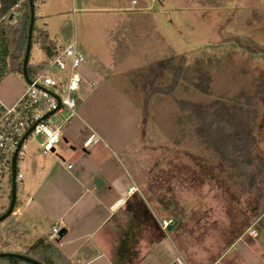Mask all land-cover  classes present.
Here are the masks:
<instances>
[{
    "label": "rangeland",
    "instance_id": "1",
    "mask_svg": "<svg viewBox=\"0 0 264 264\" xmlns=\"http://www.w3.org/2000/svg\"><path fill=\"white\" fill-rule=\"evenodd\" d=\"M61 25L65 39L73 33L65 44L76 39L85 56L80 73L98 74L89 81L93 96L79 92L78 101L117 139L130 138L127 163L155 215L178 221L169 233L179 248L199 249L197 264H210L234 242L218 264H264V0H57ZM43 58L35 44L30 63ZM195 64L208 72L205 92L160 77L189 78ZM22 87L5 75L0 94L13 100ZM40 141L30 137L23 150ZM5 170L0 215L10 204ZM10 220L0 222V252L25 255L33 236ZM188 257L185 264H196Z\"/></svg>",
    "mask_w": 264,
    "mask_h": 264
},
{
    "label": "crops",
    "instance_id": "2",
    "mask_svg": "<svg viewBox=\"0 0 264 264\" xmlns=\"http://www.w3.org/2000/svg\"><path fill=\"white\" fill-rule=\"evenodd\" d=\"M34 3L35 25L45 29L56 46L57 39L62 46L67 39H72V32L64 38L66 26H57V0H35ZM17 9L12 10L7 24L16 22L20 14ZM96 72V68L92 74L86 70L81 72L85 79L81 98L83 92L85 98L93 96L89 81L92 75H98ZM9 74L24 80L16 72L5 75ZM22 88L13 100L7 101L5 95L0 94V104L3 107L13 106L25 92L26 87ZM80 103L79 99L77 118L64 127L63 142L55 150L45 154L39 143L36 149L28 153L23 150V155L18 157L17 169L22 178L20 185L17 181L18 205L13 214L20 221H14L20 224L25 235L33 236L34 242L42 237L49 239L54 227L59 229V233L65 229L66 232L61 237L58 234L55 241L49 239L61 253L55 264H174L173 260L180 252L184 261L191 256L190 261L197 264L203 256L202 251L194 248L190 254L183 252L169 233L178 221L172 217L159 219L141 194L139 188L142 181L135 177L136 173L126 158L130 138L124 139L123 136L117 139L111 131L112 126L104 128L95 122ZM91 132L97 133L102 142L85 148L83 141ZM98 178L103 181L100 189L94 184ZM131 187L137 191L130 194ZM137 202H143L148 213L146 219L139 218L133 210ZM121 210L126 211L127 218L120 216ZM163 219L173 220L166 231L160 227ZM152 225L157 232L151 231ZM166 242L172 246L170 252L164 246ZM233 243L210 264H218L226 258Z\"/></svg>",
    "mask_w": 264,
    "mask_h": 264
},
{
    "label": "built area",
    "instance_id": "3",
    "mask_svg": "<svg viewBox=\"0 0 264 264\" xmlns=\"http://www.w3.org/2000/svg\"><path fill=\"white\" fill-rule=\"evenodd\" d=\"M85 62L77 41L73 40L60 50L44 70L30 78L31 82L27 84L25 92L13 106L4 107L0 117V168L9 164L11 166L12 156L29 129L32 131L19 150L18 157L23 155L25 142L30 137H40L43 153L55 150L62 141V130L77 116L78 94L84 83L79 67ZM50 112L53 113L46 117ZM56 113L63 119L60 123L52 121ZM101 142V137L91 132L83 141V147ZM21 178L22 175L17 173V181ZM136 191L134 187L129 189L130 194ZM172 223V219H163L160 227L166 231ZM58 234L59 229L54 227L49 239L55 241ZM250 234L256 236V231L251 229ZM173 263L185 264V261L182 255L177 254Z\"/></svg>",
    "mask_w": 264,
    "mask_h": 264
},
{
    "label": "trees",
    "instance_id": "4",
    "mask_svg": "<svg viewBox=\"0 0 264 264\" xmlns=\"http://www.w3.org/2000/svg\"><path fill=\"white\" fill-rule=\"evenodd\" d=\"M35 2V0H34ZM35 4V3H34ZM14 8H18V12L20 13L16 19V22L13 25L7 24V18L11 15L12 10ZM36 13V6H35ZM36 16V15H35ZM30 20V10L28 0H0V82L5 76V74L9 72L18 73L22 76L23 72V60L25 54V48L28 37V25ZM36 20V18H35ZM16 28V33L18 34V41L13 44L10 42V31L11 29ZM40 49L43 53L44 58L41 61L30 63V59L28 62V76L29 78H34L38 73L46 68L48 63L58 55L60 50L59 46H56V43L52 41L49 36V33L43 29L38 28L34 25L33 35H32V48L34 45ZM31 48V50H32ZM12 53L16 54L18 57L15 59ZM31 57V55H30ZM11 58V59H10ZM174 59V58H173ZM176 60V59H175ZM184 61L183 59H181ZM167 66L170 65L169 61H166ZM169 63V64H168ZM165 69V68H164ZM181 69V68H180ZM193 75H190L189 78H185V75H178V77H170L169 75H160L161 79H165V81L171 82L174 87L181 90H199L204 91V84H210V78L208 76V72L201 69L197 64L193 66ZM166 76V77H165ZM175 80V82H174ZM189 84V87L187 85ZM186 92V91H184ZM4 111V107L0 104V117ZM8 166V181L11 184V166ZM6 173L5 167L0 168V176ZM18 173V169H17ZM251 184V183H250ZM18 190V187H17ZM1 197V195H0ZM11 198V194H10ZM17 200L15 204V208L17 207ZM139 218H147L148 213L146 211L143 202H137L133 209ZM10 216L6 220L9 219ZM5 221V220H4ZM11 223L16 225L20 224L14 220H10ZM25 235V233H24ZM7 239H9L7 237ZM15 240V238H13ZM21 253L25 254L28 257L34 258L44 264H55V260L61 257V253L55 246L50 242L48 238L42 237L37 239L32 245L25 248V251ZM0 263L4 264H31L20 259L15 258H0Z\"/></svg>",
    "mask_w": 264,
    "mask_h": 264
},
{
    "label": "water",
    "instance_id": "5",
    "mask_svg": "<svg viewBox=\"0 0 264 264\" xmlns=\"http://www.w3.org/2000/svg\"><path fill=\"white\" fill-rule=\"evenodd\" d=\"M28 4H29V10H30V20H29V25H28V37H27V43H26V48H25V54H24V60H23V72H22V77L24 79V81L26 83H30L31 80L28 76V62L30 59V55H31V48H32V35H33V29H34V25H35V18H36V13H35V4H34V0H28ZM57 98V97H56ZM59 101V99H57ZM59 107V105H58ZM55 112V111H53ZM53 112H50L46 115L49 116L51 115ZM32 131V129H29L28 132L24 135V137L21 139L17 150L15 151V153L12 156L11 159V179H12V183H11V200H10V204L9 207L7 208V210L0 215V222L6 220L9 216H11L14 213V209H15V204H16V199H17V160H18V152L21 149L25 139L27 138V136L30 134V132ZM95 186L100 189L103 186V181L101 179H96L94 181ZM168 229H171V227H169ZM66 231L65 229H63L62 231H60L59 236L61 237L62 234H64ZM15 258V259H20L22 261L31 263V264H44L34 258L28 257L26 255H22L19 253H14V252H0V258Z\"/></svg>",
    "mask_w": 264,
    "mask_h": 264
},
{
    "label": "clouds",
    "instance_id": "6",
    "mask_svg": "<svg viewBox=\"0 0 264 264\" xmlns=\"http://www.w3.org/2000/svg\"><path fill=\"white\" fill-rule=\"evenodd\" d=\"M28 84V83H27Z\"/></svg>",
    "mask_w": 264,
    "mask_h": 264
}]
</instances>
